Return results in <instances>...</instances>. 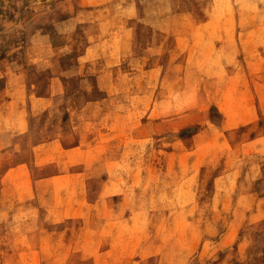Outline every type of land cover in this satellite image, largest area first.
Instances as JSON below:
<instances>
[{"label":"rangeland","instance_id":"rangeland-1","mask_svg":"<svg viewBox=\"0 0 264 264\" xmlns=\"http://www.w3.org/2000/svg\"><path fill=\"white\" fill-rule=\"evenodd\" d=\"M0 264H264V0H0Z\"/></svg>","mask_w":264,"mask_h":264}]
</instances>
